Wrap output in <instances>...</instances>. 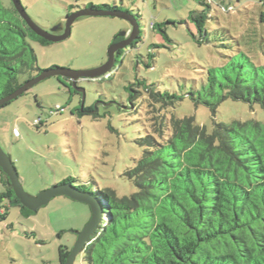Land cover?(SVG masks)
I'll return each mask as SVG.
<instances>
[{
	"label": "trees",
	"instance_id": "obj_1",
	"mask_svg": "<svg viewBox=\"0 0 264 264\" xmlns=\"http://www.w3.org/2000/svg\"><path fill=\"white\" fill-rule=\"evenodd\" d=\"M199 2L202 8L191 11L190 18L198 28V42H210L207 25L214 1ZM218 6L224 12L234 9L222 2ZM87 8L126 12L138 25V36L116 52L112 69L97 79L111 78L130 50L144 41L141 15L117 5L93 3L76 5L74 12ZM253 21L255 28L244 38H236L223 63L209 67L202 84L188 93L196 105L209 107L214 116L227 99L264 109V8L259 20ZM150 28L170 40L162 23H152ZM34 42L51 43L28 26L12 0H0V99L45 70L38 65ZM159 46L153 43L150 49ZM139 57L140 53L137 64ZM148 57L152 61L145 62L146 66L152 67L155 53L149 52ZM60 77L82 104L83 92L74 88L70 78ZM126 88L128 102L119 106L131 112L142 107L147 115L146 134L136 139L142 154L124 173L136 190L119 195L110 187L94 191L76 185L73 177L61 182L93 193L104 207L98 229L81 252L83 260L87 264H264V123L215 120L209 131L195 116L174 112L183 95L161 90L156 82L139 75ZM94 108L82 106L78 112L97 117ZM0 171L6 186L0 201H9L5 206L0 203V222L13 205L30 216L35 211L21 204L9 177L1 167ZM69 253L67 246L60 245V264H65Z\"/></svg>",
	"mask_w": 264,
	"mask_h": 264
},
{
	"label": "rangeland",
	"instance_id": "obj_2",
	"mask_svg": "<svg viewBox=\"0 0 264 264\" xmlns=\"http://www.w3.org/2000/svg\"><path fill=\"white\" fill-rule=\"evenodd\" d=\"M213 1L207 25L210 42L199 43L198 28L190 18L191 11L202 8L199 0H22L47 30L65 20L76 5L90 3L117 5L139 13L144 30V41L138 49L130 50L111 78L79 81L86 90L83 105L64 78L52 75L0 108V144L15 162L29 194L36 195L69 177L77 180L76 185L94 191L110 187L119 195H130L136 190L124 173L142 154L136 139L146 134L147 115L142 107L131 112L119 106L128 102L126 86L136 75L156 82L161 90L183 95L174 112L195 116L209 131L215 120L229 124L236 119H255L264 123V109L258 104L227 99L214 116L209 107L196 105L188 95L202 84L209 67L223 63L236 38H244L255 28L253 19L259 20L264 8L261 0ZM218 2L232 4L234 9L224 12ZM152 23H162L170 40H164L157 29L151 30ZM133 30L124 18L86 14L74 22L69 38L48 45L34 42L33 46L43 70L53 66L88 69L107 60L109 47L118 35L124 32L121 36L130 37ZM153 43L160 46L151 50ZM149 52L155 53L152 67L145 63L152 61ZM82 106H94L99 116L80 114ZM36 119L40 121L36 123ZM15 127L20 136L14 134ZM5 189L0 171V193ZM0 203L9 205L4 198ZM91 215L88 204L66 195L52 198L30 216L23 215L18 206H9L7 218L0 222V264H60V245L72 250L75 231L81 230ZM74 264H87L82 253Z\"/></svg>",
	"mask_w": 264,
	"mask_h": 264
},
{
	"label": "water",
	"instance_id": "obj_3",
	"mask_svg": "<svg viewBox=\"0 0 264 264\" xmlns=\"http://www.w3.org/2000/svg\"><path fill=\"white\" fill-rule=\"evenodd\" d=\"M15 8L22 16V18L26 21L28 26L36 32L41 37L47 39L50 42H58L63 41L69 38L72 34V26L77 18L86 14L93 15H110L117 16L120 18H124L125 20L131 22L133 25V33L126 40L113 42L108 50V58L107 60L99 66L88 69H71L68 67H58V68H48L45 69L39 75L30 78L26 82H24L18 89H16L11 94L0 99V108L3 107L6 103L17 99L21 95H23L26 91H28L35 84L40 82L46 77H50L52 75L64 76L68 77L72 80L74 88L78 91L83 92L82 105L85 102L86 90L84 87H79L77 85V81L80 79H97L103 75L109 73L115 63V55L116 52L126 47L134 38L138 36L139 28L136 21L133 17L126 12H113V11H98L92 10L90 8L82 9L75 11L67 16L66 25L63 33H55L54 31L57 29V26L52 27L50 30L45 29L41 26L27 11L25 5L22 0H12ZM124 34V32L122 33ZM121 34V35H122ZM0 167L9 177L10 183L15 191L16 196L20 200L21 204L26 208L37 211L44 205L48 204L50 200L58 195H66L74 200H78L88 204L91 207L92 215L90 220L86 223V225L81 230H76L75 233L77 235L76 242L70 250V253L66 259L65 264H74L75 259L79 253L86 247L89 243L91 237L94 235L95 231L98 229L104 213V207L101 201L91 192L84 191L79 189L75 185L71 183H59L55 184L47 189L40 191L36 195L29 194L21 181L19 171L12 157L6 153V151L2 148L0 144Z\"/></svg>",
	"mask_w": 264,
	"mask_h": 264
},
{
	"label": "flooded vegetation",
	"instance_id": "obj_4",
	"mask_svg": "<svg viewBox=\"0 0 264 264\" xmlns=\"http://www.w3.org/2000/svg\"><path fill=\"white\" fill-rule=\"evenodd\" d=\"M65 25H66V18L65 20L61 21L60 23H58L56 26H57V29L54 31L55 33H63L64 32V29H65ZM50 30V29H49ZM128 37H116L114 39L113 42H119V41H123V40H126ZM108 58V57H107Z\"/></svg>",
	"mask_w": 264,
	"mask_h": 264
},
{
	"label": "built area",
	"instance_id": "obj_5",
	"mask_svg": "<svg viewBox=\"0 0 264 264\" xmlns=\"http://www.w3.org/2000/svg\"><path fill=\"white\" fill-rule=\"evenodd\" d=\"M38 120H36L35 122H37ZM13 132H14V134L16 135V136H20V131H19V129L18 128H14L13 129Z\"/></svg>",
	"mask_w": 264,
	"mask_h": 264
}]
</instances>
